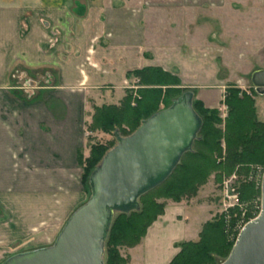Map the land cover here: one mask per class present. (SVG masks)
Returning a JSON list of instances; mask_svg holds the SVG:
<instances>
[{
    "label": "crops",
    "instance_id": "crops-1",
    "mask_svg": "<svg viewBox=\"0 0 264 264\" xmlns=\"http://www.w3.org/2000/svg\"><path fill=\"white\" fill-rule=\"evenodd\" d=\"M219 2L0 0V173L45 169L66 175L67 184L73 167H80L76 156L86 106H100L104 103L95 100L111 94H119V102L136 80L126 76L133 70L159 67L177 76L205 107H217L225 86L195 77L199 57L217 55L200 50L210 46L209 37L200 41V30L230 24L224 16L228 8L214 7ZM204 194L167 201L140 244L121 251L127 264H168L178 243L198 240L202 225L214 216ZM21 201L0 193L1 252L16 243L33 245L11 254L35 249L34 229L41 226L47 237L53 235L54 213L34 217V208ZM200 203L210 216L188 227L187 216Z\"/></svg>",
    "mask_w": 264,
    "mask_h": 264
},
{
    "label": "trees",
    "instance_id": "trees-1",
    "mask_svg": "<svg viewBox=\"0 0 264 264\" xmlns=\"http://www.w3.org/2000/svg\"><path fill=\"white\" fill-rule=\"evenodd\" d=\"M126 76L137 79V83L143 86L137 91L139 97L133 98L132 92L126 91L119 104L94 106L87 128L90 132L114 136L118 131L121 136H127L143 119L168 107L188 90L180 87L177 76L159 67H144L130 71ZM132 101L134 105H131ZM224 102L228 114L222 121L217 110L206 108L200 100L193 98L192 105L202 125L192 150L182 155L162 184L139 197V210L114 215L104 244V264H127L128 257L121 249L140 244L147 228L163 214L168 200L177 203L195 197L211 175L216 183H221L224 175L235 170L247 174L252 166L264 165V122L257 118L253 94L230 86L226 89ZM114 145L113 141L92 143L86 157L81 150L77 151L76 160L82 170L80 182L84 190L89 188L90 173ZM256 197H260L259 187L252 181L240 183L239 199L247 207L245 215L248 219L252 217L250 206ZM232 213L236 216L229 221L223 215H215L206 221L198 240L178 243L179 250L168 264H219V259L223 261L235 241L231 234L240 215L239 208Z\"/></svg>",
    "mask_w": 264,
    "mask_h": 264
},
{
    "label": "water",
    "instance_id": "water-1",
    "mask_svg": "<svg viewBox=\"0 0 264 264\" xmlns=\"http://www.w3.org/2000/svg\"><path fill=\"white\" fill-rule=\"evenodd\" d=\"M264 93V69L250 75ZM194 93L182 92L129 135L114 132L116 144L88 177L90 195L67 218L51 245L11 254L1 264H104V244L116 213L140 209V196L162 184L182 155L192 150L202 120L193 108ZM219 264H264V172L260 210L238 232Z\"/></svg>",
    "mask_w": 264,
    "mask_h": 264
},
{
    "label": "rangeland",
    "instance_id": "rangeland-1",
    "mask_svg": "<svg viewBox=\"0 0 264 264\" xmlns=\"http://www.w3.org/2000/svg\"><path fill=\"white\" fill-rule=\"evenodd\" d=\"M256 1H258L259 4H257ZM260 1L261 0H220L219 3L214 4V7L228 8L227 12L229 11V13L224 16L225 20H228L230 24L222 28V26L217 25L216 22L214 25H211L213 29L200 30L199 32L200 41H205L206 37L210 38V46H200V50H202V48H209L217 55L214 57H199V73H202L203 70L204 74L198 73L195 79L196 82H208L210 80L213 82L214 80V84L225 86V90L221 94V99L217 107L209 108L217 110L222 121H224L228 114V108L224 102L226 89L227 87L235 86L242 91L253 94L257 118L264 122V93H257L250 81L252 72L258 69H264V0H262V5ZM202 5L207 6V4L200 3V6ZM260 5L262 8H257V11H255V6ZM218 16L221 17L223 14L217 13L216 17ZM207 84L210 83L208 82ZM142 87L143 86L137 83L136 79L133 84H128L124 91L125 93L126 91H131L133 98H138L137 91ZM180 87L188 89L182 86L181 81ZM118 97H120L119 94L105 95L103 98H99L95 101L97 104H119L121 100L118 102ZM194 99L197 98L194 97ZM89 104L84 111V120L80 124V149L84 157L88 156L89 146L92 143H107L113 141L116 144L115 137L112 134H105L99 131L90 132L87 129L88 124L91 122V114L93 113V106ZM134 104V101H132L131 105ZM162 107L163 104L160 105V108ZM223 113L225 114L223 115ZM263 171L264 165L252 166L247 174L238 173L235 170L234 172H236L238 176V193L240 183L245 181H252L256 187L260 188ZM81 173L82 170L80 167H73L72 172L69 174L70 179L67 184H63L64 182H62V179H65L66 175H49V171L45 169H32L30 173H23L18 170L0 173V185L2 188L0 193L2 197L8 200L13 199L14 201L19 198L22 200L21 202L24 201L23 203L26 206L32 209L34 208V217H45L44 213H47V211H49V213L53 212L55 215V220L49 225V229L53 227V235L49 234L48 237L46 236V232L48 231L45 229L46 226L45 228L41 226L39 229H34V248L51 245L70 214L87 201L90 191L89 188L88 190L83 189L80 182ZM229 175H224L223 178ZM27 185H30V188L23 189L27 188ZM204 185L206 186L203 188ZM204 185L200 186L198 191L201 190L202 194L205 193L206 201L214 205V216H224V213H220L221 183H216L213 175H211ZM241 204H243V208L242 210L239 209L240 215L236 218L231 234V236H235V238L243 223L250 219L246 218L245 215L247 210L246 205L242 202ZM236 208L238 207L236 206L229 209L226 213L229 214L228 217L224 216L225 220L229 221L232 216H236V213H232ZM193 209L195 212L187 216L188 227L199 226L201 222L208 219L210 216L204 204L200 203L194 205ZM259 209L260 197H256L252 200L250 206L251 218L258 214ZM19 244L20 243H16L14 246L7 249L5 253L0 251V264L6 257L10 256L12 251L23 250L33 245L29 243L19 246ZM121 250L124 253L123 250L125 249ZM220 262H222L221 259L218 260V263Z\"/></svg>",
    "mask_w": 264,
    "mask_h": 264
},
{
    "label": "built area",
    "instance_id": "built-area-1",
    "mask_svg": "<svg viewBox=\"0 0 264 264\" xmlns=\"http://www.w3.org/2000/svg\"><path fill=\"white\" fill-rule=\"evenodd\" d=\"M224 114L225 113H223V115ZM237 187H238V176H237L236 172L232 173L228 177H224L222 182H221V190H220L221 191V198H220L221 199V201H220L221 210H220V213H222V214L224 213L225 214L224 216H226V217H228V215H229L226 213L229 211L230 208H234L236 206L241 210L243 208V204H241V202L238 198L239 193L237 191ZM250 219H252V218H250ZM247 221H245L243 223V225Z\"/></svg>",
    "mask_w": 264,
    "mask_h": 264
}]
</instances>
